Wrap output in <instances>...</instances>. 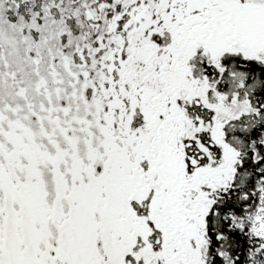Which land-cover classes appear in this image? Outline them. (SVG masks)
Masks as SVG:
<instances>
[{"label": "snow or ice", "instance_id": "obj_1", "mask_svg": "<svg viewBox=\"0 0 264 264\" xmlns=\"http://www.w3.org/2000/svg\"><path fill=\"white\" fill-rule=\"evenodd\" d=\"M0 264H264V0H0Z\"/></svg>", "mask_w": 264, "mask_h": 264}]
</instances>
